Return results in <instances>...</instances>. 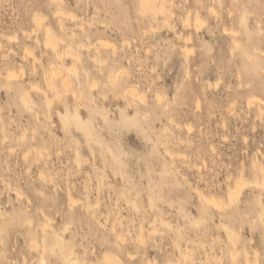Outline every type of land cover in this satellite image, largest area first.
I'll use <instances>...</instances> for the list:
<instances>
[{
	"label": "rangeland",
	"instance_id": "obj_1",
	"mask_svg": "<svg viewBox=\"0 0 264 264\" xmlns=\"http://www.w3.org/2000/svg\"><path fill=\"white\" fill-rule=\"evenodd\" d=\"M171 1L169 25L141 15L139 0H63L59 17L50 0H0V264H264V190L253 184L263 174L252 167L264 165V0ZM188 12L205 19L200 32L191 19L182 27ZM47 25L80 56L55 75L58 91L45 85L50 65L32 61L46 58ZM101 37L116 56L96 49Z\"/></svg>",
	"mask_w": 264,
	"mask_h": 264
},
{
	"label": "bare ground",
	"instance_id": "obj_2",
	"mask_svg": "<svg viewBox=\"0 0 264 264\" xmlns=\"http://www.w3.org/2000/svg\"><path fill=\"white\" fill-rule=\"evenodd\" d=\"M50 1H52V2H55L56 3V5H57V8L54 10L55 11V13L54 14H56L57 15V17H59V15H65V13H66V10L64 9V7L62 6L63 5V0H50ZM140 2H141V4H140V8L138 9L139 11H140V13H141V15H143V14H145V13H150L152 16H153V21L154 22H158V21H156V19L155 18H158L159 19V17H161L162 18V22L164 23V24H169L170 25V23H169V20L170 19H172L171 18V16L173 17L174 15H172L174 12L172 11V9H171V7L170 6H172L171 5V3H172V1L171 0H139ZM219 1V0H218ZM214 8V9H213ZM188 11H190V10H188ZM197 11V10H196ZM208 11H209V13H212V14H217V12L218 11H216V8L215 7H213V6H210V8L208 9ZM216 11V12H215ZM231 11V10H230ZM173 12V13H172ZM232 12V11H231ZM69 13H70V11H69ZM190 12H188V14H186L184 17H183V19H182V27H185L184 29L185 30H188V26L191 24L192 25V22H193V20H194V26H193V31L195 30L196 32H198L201 28H203V25H206L207 23L206 22H204L205 21V19L203 18V16L199 13V12H195V14L193 15L194 17H193V20L191 19V17H190V14H189ZM219 13V12H218ZM230 13V12H229ZM74 14V13H73ZM32 15H34V13L32 14ZM150 15V16H151ZM230 15V14H229ZM43 16V15H42ZM42 16L40 15V12H39V14H35V16H34V20H36V22L37 23H39V24H43V21L41 22V19H42ZM68 16V15H67ZM148 16V15H147ZM163 16H166V17H163ZM218 16H220V14H218ZM33 17V16H32ZM55 17V16H54ZM73 18L75 17V16H72ZM76 17H77V15H76ZM229 17H231V15L229 16ZM190 19L192 20V22L190 23ZM75 20V19H74ZM73 20V21H74ZM161 20V19H160ZM245 20H246V14H242V16H241V19H240V22H241V24H244L245 23ZM171 21V20H170ZM34 22V21H33ZM86 23V22H85ZM103 23V22H102ZM205 23V24H204ZM58 24H59V27L60 28H62L63 27V22L59 19V21H58ZM80 24H81V22H80ZM83 24V23H82ZM105 24V23H104ZM158 24V23H157ZM157 24H155V25H157ZM159 24H160V22H159ZM164 24H162L161 23V25H164ZM174 24V23H173ZM172 24V25H173ZM46 25V24H45ZM41 26V25H40ZM83 26L84 25H82L81 26V29H84L83 28ZM103 26V25H102ZM174 26V25H173ZM157 27V26H156ZM155 26H154V28L153 27H151V28H153V29H155L156 28ZM159 27V26H158ZM164 27V26H163ZM167 27H170V26H168L167 25ZM177 26L175 25V27H173V29L174 28H176ZM34 28V27H33ZM36 28H38V27H35L34 29L36 30ZM42 28V27H41ZM171 28V27H170ZM192 28V27H191ZM228 28V27H227ZM160 29V28H159ZM172 29V28H171ZM172 29V30H173ZM225 29V28H224ZM43 30H45V38H44V46L46 47V48H44V49H46V58H45V55L44 54H42L41 56H37L36 54H33V55H35V57L32 55L31 57H34V58H32V59H34V60H32V61H35V63L37 62V63H40L41 64V66L42 65H50V73H47V72H45L44 74H45V76H46V82H47V84H46V82H45V85L46 86H48V88L50 89V88H52V89H56L57 90V87H55V79H54V77H55V75L57 76V74H58V76H59V73L62 71V68L66 65V63H65V60H66V58H69V59H72V61H80V56H79V53L77 52V51H75V50H72V49H70L69 47H67L68 45H66V44H64V46H62V47H60V48H58L57 46H59V41H66L65 40V38H64V35L63 34H61V33H58V32H56L54 29H53V27L51 26V25H47ZM63 30V29H62ZM142 30H144L143 31V33L146 31V29H142ZM150 30H152V29H149L148 31H150ZM175 30V29H174ZM189 30H190V28H189ZM230 29L228 28V29H226V31L228 32ZM233 30V29H232ZM83 31H86V30H83ZM82 31V32H83ZM153 31V30H152ZM151 31V32H152ZM156 31V30H155ZM157 31H161V30H158V28H157ZM178 31V30H177ZM180 31V30H179ZM202 31V30H201ZM223 31H225V30H223ZM225 31V32H226ZM234 31V30H233ZM233 31H232V34H233ZM154 32V31H153ZM200 32V31H199ZM229 32H231V31H229ZM182 33V32H181ZM31 34H33V33H31ZM35 34V33H34ZM226 34H229V33H226ZM75 36V35H74ZM187 36V37H186ZM186 36H184V39H186V41H188L189 40V42H190V40L192 39V34L190 33V32H188V35H186ZM30 37V36H29ZM34 37H36V36H34ZM34 39V38H33ZM99 40H100V43H99V45H97V47H96V49H99L100 47H103V48H106V49H108V48H110L111 50H112V55H114V56H116V54H118V48H117V46H115V45H110L111 43H109V39L107 40L106 38H103V37H101V38H99ZM98 40V41H99ZM112 41V40H111ZM127 41V40H126ZM185 41V42H186ZM192 41V40H191ZM37 42H40L39 41V39L37 38ZM61 44H62V42H60ZM113 43V42H112ZM192 43V42H191ZM190 43V44H191ZM1 44V43H0ZM126 44H127V42H126ZM90 45H92V47H93V43H91V44H85L81 39L80 40H78V42H77V45H76V47H79V48H83V47H90ZM188 43H187V45H186V43H185V45H184V54H186V56L188 57L189 56V47H188ZM1 46V45H0ZM11 46V45H10ZM43 46V47H44ZM94 46H96V44L94 43ZM192 46V45H191ZM12 47V46H11ZM39 47V46H38ZM193 47V46H192ZM192 47H191V49H192ZM25 50L29 53V52H33L34 50L33 49H30V46H25ZM84 49V48H83ZM82 49V50H83ZM95 49V51L97 52V54H99L98 53V50H96ZM190 49V52L192 51ZM85 50H86V48H85ZM89 50V49H88ZM12 51V50H11ZM44 51V50H43ZM27 53V54H28ZM44 53V52H43ZM26 54V53H25ZM31 54V53H30ZM29 54V55H30ZM261 54L264 56V48L261 50ZM27 56V55H26ZM24 57V56H23ZM30 57V56H29ZM90 57H92V55L90 56ZM2 58V57H1ZM26 58V57H25ZM93 61L94 62H97L98 64L99 63H105L106 61L105 60H102V59H100L98 56H95V55H93ZM28 59V58H27ZM91 61H92V59H91ZM130 60H128V62H129ZM28 62V61H27ZM131 62V61H130ZM75 63V62H74ZM102 63V64H103ZM21 66H23V65H21ZM76 66V65H75ZM74 66V67H75ZM100 66V65H99ZM36 67V66H35ZM65 67H67V66H65ZM22 69V68H21ZM66 69V68H65ZM75 69V68H74ZM73 69V70H74ZM100 69H101V67H100ZM124 69H125V67L123 66L121 69H120V71H118L119 73H117V75H115V74H113V73H111L110 75H108V77L110 78V79H115V77H120V72H123L124 71ZM14 70V69H13ZM19 70V69H18ZM70 70H72V69H70ZM29 71V70H28ZM32 71V70H31ZM43 71V70H42ZM86 71V70H85ZM6 72H8L7 73V78L8 79H12V78H14L15 77V79L17 78L16 76V73L15 72H17V71H6ZM70 72H72V71H70ZM100 72V71H99ZM24 72L23 71H21V73L20 74H23ZM32 73H34V72H32ZM73 73V72H72ZM25 74V73H24ZM37 74V73H36ZM63 74V73H62ZM66 74V73H65ZM85 74H86V72H85ZM101 74V73H100ZM123 74V73H122ZM189 74V73H188ZM2 75V74H1ZM86 75H88V74H86ZM18 76H20L19 74H18ZM23 76V75H22ZM68 76V75H67ZM159 77V76H158ZM188 78H189V76H188ZM17 79H19V78H17ZM21 79V78H20ZM95 79V78H94ZM62 81V80H61ZM97 82V81H96ZM96 82L94 81V86H96L95 84H96ZM31 83V82H30ZM62 83V82H61ZM68 83H69V79L68 78H65L64 80H63V83L62 84H64L63 86H68ZM93 84V83H92ZM40 85V84H39ZM28 86H29V83H28ZM36 86V85H35ZM34 86V87H35ZM38 86V85H37ZM93 86V87H94ZM69 87H70V85H69ZM28 87H26V89H27ZM66 88H68V87H66ZM91 88H92V85H91ZM52 89H50L51 91H52ZM29 90H30V87H29ZM39 90H40V88H39ZM45 90V89H44ZM65 90V89H64ZM55 91V90H54ZM58 91V90H57ZM41 92H42V90H41ZM46 91H44L43 93H45ZM48 92V91H47ZM56 92V91H55ZM22 94V93H21ZM20 94V95H21ZM24 94V93H23ZM22 94V95H23ZM56 93H54V95H55ZM60 93H57L56 95H57V97H58V99H57V103H59L60 102V96H61V94L59 95ZM44 95V94H43ZM55 95V96H56ZM158 95H160L159 93L157 94V96ZM45 97H46V105L50 108L51 106H52V102H53V100L49 97V95H47L46 93H45V95H44ZM143 94L140 96V98L141 99H143ZM255 96V95H254ZM160 97L161 96H158V100H160ZM22 98V97H21ZM54 98H56V97H54ZM253 98V97H252ZM259 98V103H258V105H259V112H260V114L262 115L263 114V111H264V98H261V96L260 97H258ZM254 99V98H253ZM257 99V98H256ZM56 99H54V101H55ZM22 101L24 102V105L25 106H27V107H29V109H30V106H29V102H31L30 101V95H29V93H27V92H25V94H24V96H23V98H22ZM56 102V101H55ZM54 102V103H55ZM79 102H82L81 101V97H80V101ZM56 103V104H57ZM248 103H252L251 101H248ZM254 104V103H253ZM53 105H55V104H53ZM80 105H81V103H80ZM250 105V104H249ZM248 106V105H247ZM28 109V108H27ZM28 109V110H29ZM1 126H2V124H1ZM2 129H3V127H2ZM3 135V134H2ZM3 137V136H2ZM4 141V140H3ZM10 147V146H9ZM11 151V150H10ZM181 155V154H180ZM252 167H253V169H256V168H258L259 169V171L260 172H262V174H263V176H261V177H258V176H256L255 178H254V187H258L260 190H264V165L262 164V163H259L258 161H257V159L256 160H254L253 162H252ZM230 174V173H229ZM42 176H44V174L42 175L41 174V177ZM40 178V177H39ZM230 178V177H229ZM236 178V177H235ZM227 179V178H226ZM53 181V180H52ZM234 181V180H233ZM246 178H245V176L244 175H242V174H240L239 175V180H237L236 181V184H235V186L233 187L232 186V184H230L231 186H229V185H226V187H230L229 189H228V192H226V193H228V202L229 203H232V202H235V200L236 199H238V197H239V194L242 192V189H243V187L246 185ZM252 181V180H251ZM249 182H250V180H249ZM248 182V183H249ZM235 183V182H234ZM227 184H229V182H227ZM250 184V183H249ZM14 189V188H13ZM18 190V189H17ZM69 192H68V194H69V198L68 199H70V204H72L73 206H74V204H77L78 202V200H75V198H74V196H72V194L70 193V189L68 190ZM198 191V190H197ZM226 191V190H225ZM199 192V194H200V197H201V199L203 200V202L206 204V205H208V206H212V207H217V208H221L222 209V204L223 203H221L220 202V200L218 201L217 199H215L213 196H215V195H213L211 192H208V193H205V192H203V191H198ZM16 193H17V191H16ZM20 193H21V191H20ZM217 198V197H216ZM222 201V200H221ZM77 202V203H76ZM227 202V203H228ZM80 203V202H79ZM228 203V204H229ZM114 225V224H113ZM112 227V226H111ZM43 228V227H42ZM112 230H114L115 231V229H114V227H112L111 228ZM156 229V228H155ZM154 229V230H155ZM43 231H45V227L43 228ZM116 232V231H115ZM116 237H117V239L120 241V244H124V242L126 241V239H127V237H126V235L123 233V232H116ZM143 238H144V235L142 234V232H140V234H139V236H138V239H139V241L140 242H144V240H143ZM129 253V252H128ZM130 254V253H129ZM107 255V254H106ZM132 255V254H131ZM133 256V255H132ZM187 256H189V254H187L186 255V257ZM233 256H235V255H233ZM104 260H107V261H111L112 260V257L111 256H104ZM62 261H64V264H75V262L74 261H72L71 259H64V260H62ZM106 261V262H107ZM109 261V262H110ZM115 262H116V264H123L120 260H115ZM149 262V261H148ZM150 262H152V261H150ZM178 262H180V259L178 260ZM177 262V263H178ZM176 263V264H177ZM45 264H48V263H46L45 262ZM153 264H157V262L156 261H154L153 262ZM167 264H175V263H167ZM247 264H249V263H247Z\"/></svg>",
	"mask_w": 264,
	"mask_h": 264
}]
</instances>
